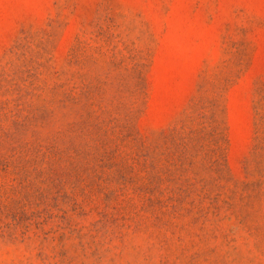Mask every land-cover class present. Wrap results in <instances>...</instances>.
<instances>
[{
  "label": "rangeland",
  "instance_id": "rangeland-1",
  "mask_svg": "<svg viewBox=\"0 0 264 264\" xmlns=\"http://www.w3.org/2000/svg\"><path fill=\"white\" fill-rule=\"evenodd\" d=\"M0 264H264V0H0Z\"/></svg>",
  "mask_w": 264,
  "mask_h": 264
}]
</instances>
